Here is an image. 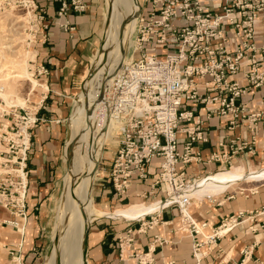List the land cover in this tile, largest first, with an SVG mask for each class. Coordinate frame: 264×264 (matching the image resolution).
Returning a JSON list of instances; mask_svg holds the SVG:
<instances>
[{"label":"built area","instance_id":"2783aa9c","mask_svg":"<svg viewBox=\"0 0 264 264\" xmlns=\"http://www.w3.org/2000/svg\"><path fill=\"white\" fill-rule=\"evenodd\" d=\"M19 1L29 19L34 18L26 41L32 49L40 37L46 38L42 35L47 28L45 11L37 0ZM59 1L60 17L67 16L70 9L85 10L82 0ZM262 20L264 0H142L133 55L109 87V116L119 125L113 131L116 153L109 170L98 167V175L105 174L118 197H126L134 181L150 183V191L141 194L145 201L162 188L164 199L186 189L190 180L183 170L203 160L202 150L208 143L206 121L225 118L229 128L248 122L247 128L253 132L257 124H264V98L258 104L259 110L252 113L244 101L248 94L264 87V36L258 42L256 29ZM146 45L165 47L172 54L159 57L146 53ZM47 74L44 67L35 68L37 78ZM188 104L201 105L207 112L195 115L187 109ZM40 110V106L30 103L25 108L8 106L0 98V208L12 217L5 224L21 235L25 225L18 220L27 221L29 156L32 132L41 122ZM219 147L229 148L230 153H214L206 158L207 164L227 165L234 155L253 152L255 142L235 139ZM155 162L158 171L151 174ZM187 203L183 199L182 204L173 203L167 208L179 209L182 232L202 237L193 245L197 262L206 254V248L209 250L240 224L264 218V207L248 216L241 212L223 220L206 236L202 232L206 224L182 214V206ZM147 219L130 224L140 225L137 232L144 234L155 223ZM134 236L135 231L129 228L119 239L121 258L134 245ZM155 243L162 245L163 241L156 237ZM128 258L138 264H153L150 249Z\"/></svg>","mask_w":264,"mask_h":264},{"label":"crops","instance_id":"0c3cea01","mask_svg":"<svg viewBox=\"0 0 264 264\" xmlns=\"http://www.w3.org/2000/svg\"><path fill=\"white\" fill-rule=\"evenodd\" d=\"M37 1L44 8L47 28L42 33L46 38L43 40L40 37L39 42L33 46L36 53L35 68L44 67L48 74L37 80L43 84L45 90L37 97L40 102L32 104L40 106L41 122L32 132L29 191L26 202L27 221L18 220L20 224L25 225L24 234H18L5 224V221L11 220L12 217L7 211L0 209V264H37L39 254L44 250L46 232L52 224L51 212L61 195L62 181L66 174L64 149L69 132V120L74 112L75 101L86 89L87 70L96 51L101 47L105 23L102 13L103 0H82L85 5L84 11L74 12L70 9L67 16L63 17L59 16L61 9L59 0ZM140 9L141 6L139 12ZM66 24L69 25L68 28H64ZM256 29L257 39L260 42L264 36V20L257 22ZM144 49L149 50L147 53L156 54L159 57L172 54V51L165 47L146 45ZM241 78L239 75L238 79ZM201 83L203 82H199ZM199 90L200 93H204V88ZM262 98H264V87L245 97V104L251 113L259 110L258 104ZM187 109L192 110L195 115L203 116L207 112L198 104H188ZM247 124L248 122H245L241 126L229 128L225 118L214 117L206 121L208 143L202 150L203 160L199 164L187 166L183 170L185 178L192 180L201 176L206 177L221 168L240 165L248 167L255 164L257 168H262L264 166V124H257L255 132L250 131ZM235 139L249 143L254 141L255 150L251 153L234 155L229 164L224 166L206 163V158L214 153H230L229 148L221 149L219 145L228 144V141ZM115 153L116 151L114 155ZM113 157L108 158L106 164L105 162L100 164L102 168L109 170ZM155 164L156 162L150 168L151 174H156L158 171ZM96 170L98 171L97 168ZM96 181L99 184L95 187V197L102 200H105L107 193L113 200L130 203L132 201L155 202L164 200L166 195L162 188L156 190L154 195L145 201L141 199V194L150 191V183L140 184L134 181L129 194L120 198L110 188L105 174ZM105 183L109 185L107 192ZM236 188L210 199L191 214L196 223L206 224L204 235L208 231L211 232L209 235L212 234L223 220L236 216L238 213L244 212L248 216L250 213L255 214L262 210L264 185L254 189H244L241 186ZM147 217L149 218L147 222L152 218L155 223L144 234L137 232L140 226L138 224L126 223L123 226H117L105 223V218L90 224L88 233L86 232L87 239L85 236L86 254L83 264H138V261L129 259L128 256L146 254L149 249L152 252L153 264H264L263 217L242 223L219 238L209 250L206 248V254L199 262L193 256V245L196 241L203 239L201 236H194L180 230L182 217L176 206L166 207L155 217ZM129 228L135 231L134 245L121 258L119 239L125 236ZM156 237L163 241L162 245L155 243Z\"/></svg>","mask_w":264,"mask_h":264},{"label":"bare ground","instance_id":"6f19581e","mask_svg":"<svg viewBox=\"0 0 264 264\" xmlns=\"http://www.w3.org/2000/svg\"><path fill=\"white\" fill-rule=\"evenodd\" d=\"M137 7L136 0H106V27L102 34V45L90 62L85 78L88 87L77 99L69 120L64 149V160L69 168L63 178L61 196L54 208L52 248L44 257L43 264H83L86 231L97 219L139 222L147 216H157L173 203L182 204L183 199L188 203L182 206V214L191 215L205 202L228 190L264 181V166L240 165L192 179L186 189L171 193L164 200L150 204L129 203L111 212L95 208L91 196L92 181L103 145L119 126L109 116V87L117 73L130 61L125 59V55L131 48L135 34ZM6 49L13 48L9 46ZM3 54L5 63L0 66V98L8 106L26 107L30 96H39L45 90L42 83L32 78L33 74L29 70L32 66L28 60L33 59V56L28 57L31 52H26L24 57L22 53L14 51H11L12 57ZM5 64L10 65L7 66L8 73H4ZM24 80H29L31 85L26 97L22 98L19 83Z\"/></svg>","mask_w":264,"mask_h":264},{"label":"rangeland","instance_id":"374dc122","mask_svg":"<svg viewBox=\"0 0 264 264\" xmlns=\"http://www.w3.org/2000/svg\"><path fill=\"white\" fill-rule=\"evenodd\" d=\"M19 2H20L19 0H0V19H1L0 20V66L3 65V63H5V61H3V59H2L3 55H4L3 53H6V55L8 57H12L11 56V51H14V52L22 53V56L24 57L26 52H31V55H29L28 57L30 58V57L33 56V59H29L28 62H29V65L32 66V68H30L29 70L33 74L32 75L33 79L40 80V78H37L36 76H34L35 75V61H36V58H35L36 53L34 52L35 49H33V48L32 49H28L27 44H26V41L28 39L27 35H29V31H30L31 27L34 26V22H33L34 18L32 20H31V18L29 19V17L27 16V12L22 10V8L19 7ZM136 3L138 5V7H137V15L139 17V11L138 10H139V8H140V6L142 4V0H136ZM105 4H106V0H103V7H102L103 12L102 13H103L104 22L106 21ZM15 23H16V26H14ZM112 25H113V23H112ZM20 27H23V28L21 29ZM105 27H106V23H104L103 31H104ZM15 29H19L16 32L18 34L15 33ZM138 30H139V26L137 25V21H136L135 34H134L132 42H131V48L128 50L127 54L125 55V59L127 61L131 60V56L133 55V50L136 47L135 38H136ZM101 45H102V42H101ZM9 46H11L13 49H11V50L6 49ZM148 51H149L148 49H144V52L147 53ZM134 57L138 58L139 54H136ZM92 59H94V57ZM7 66L10 67V65H6V67L3 68L4 73H8ZM30 85H31V83H30L29 80H24V81H21L19 83V90H20L19 94H20V96L22 98H25L26 95L28 94L29 89H30ZM87 87H88V85L86 84V89H87ZM86 89L82 92V94L86 91ZM37 97L38 96H33V95L30 96V98L27 99L28 100L27 106H28L29 103H31L30 106H34L32 104H34L35 102H40V100L39 101L37 100ZM4 102H6V101H4ZM76 104H77V100L74 103V106H73L74 108H75ZM115 136H116V134H112V136H110L108 139H106V141H105V143L103 145V152H102V156L100 157L97 169L100 166V164H102L104 162L106 164V162L108 161V158H112L113 157L114 152L116 151V148H117V143H116L117 141L115 139ZM65 166H66V172H67V170L69 168L68 163L65 162ZM97 172L98 171L96 170V174L94 176V179H95L96 176L97 177H96L95 180L93 179L92 187H91L92 188V190H91L92 191V201H93L94 206H95V208L97 210H101V211H105V212H111V211H113L115 209H118V208L120 209L124 205H127V204L130 203L128 201H116V200H113L112 196L110 194H108V193L105 194V200H102V198H96L95 197L96 196V192H95L96 188L95 187H97V184H99L98 181H96V180L98 178H100V176L102 175V173L100 172V175L98 177ZM201 177H205V176H201ZM260 185H264V182L255 183L253 185L252 184H249V185L245 184L243 186V188L244 189H254V188H256V187H258ZM108 186L109 185H107L105 183L106 192L109 190ZM62 187H63V181H62ZM237 188H240V186L237 187ZM135 202H138V201H132V203H135ZM140 202L145 203V204H150V203H152L154 201H146V202L140 201ZM55 206H54V208H55ZM54 208H53V211L51 212L52 224H51L50 228L46 232V238H47L46 239V244L44 246V250L41 251L40 254H39V260H38L37 264H43L44 257L48 254V252L52 248V241H51V232H52V230L51 229H52V225H53ZM101 220H104V219H97V220H95L92 223H95V222H98V221H101ZM92 223H91V225H92ZM105 223H110V224H114V225H117V226H120V225L123 226L124 224H126V223H124L122 221H112V220H109V219H105ZM180 224H181V222H180ZM202 232L204 233L205 231L202 230ZM209 233H211V232L210 231L206 232V235H209Z\"/></svg>","mask_w":264,"mask_h":264},{"label":"water","instance_id":"95a60500","mask_svg":"<svg viewBox=\"0 0 264 264\" xmlns=\"http://www.w3.org/2000/svg\"><path fill=\"white\" fill-rule=\"evenodd\" d=\"M87 233H88V231H87ZM86 239H87V234H86ZM86 239H85V242H86Z\"/></svg>","mask_w":264,"mask_h":264}]
</instances>
